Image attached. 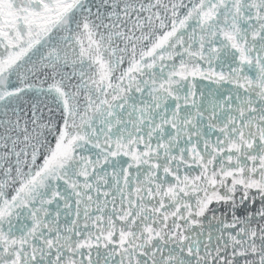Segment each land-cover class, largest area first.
Wrapping results in <instances>:
<instances>
[{"label": "snow or ice", "instance_id": "obj_1", "mask_svg": "<svg viewBox=\"0 0 264 264\" xmlns=\"http://www.w3.org/2000/svg\"><path fill=\"white\" fill-rule=\"evenodd\" d=\"M0 264H264V0H0Z\"/></svg>", "mask_w": 264, "mask_h": 264}, {"label": "water", "instance_id": "obj_2", "mask_svg": "<svg viewBox=\"0 0 264 264\" xmlns=\"http://www.w3.org/2000/svg\"><path fill=\"white\" fill-rule=\"evenodd\" d=\"M68 71H70V69H68Z\"/></svg>", "mask_w": 264, "mask_h": 264}]
</instances>
